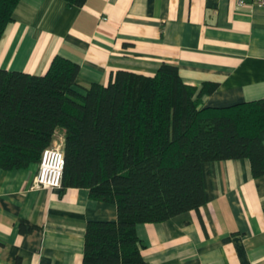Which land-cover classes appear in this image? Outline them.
<instances>
[{"label": "crops", "instance_id": "0c3cea01", "mask_svg": "<svg viewBox=\"0 0 264 264\" xmlns=\"http://www.w3.org/2000/svg\"><path fill=\"white\" fill-rule=\"evenodd\" d=\"M55 54L79 64L80 85L105 84L119 68L154 74L167 61L197 90L217 84L202 105L256 99L264 96V3L18 0L0 36V68L43 74ZM260 137L264 144V130ZM36 168H0V264H82L86 222L116 218V205L82 186H33ZM202 177L198 209L136 224L143 258L264 264V174L253 176L239 157L204 161ZM20 219L34 226L22 231Z\"/></svg>", "mask_w": 264, "mask_h": 264}, {"label": "trees", "instance_id": "16d2710c", "mask_svg": "<svg viewBox=\"0 0 264 264\" xmlns=\"http://www.w3.org/2000/svg\"><path fill=\"white\" fill-rule=\"evenodd\" d=\"M17 2L0 0V36ZM78 70L60 54L43 74L0 68V168L37 163L64 129L61 191L86 187L116 205V218L86 222L82 264H148L136 224L198 209L204 161L247 157L252 175L264 174V96L202 105L217 84L197 90L167 61L154 74L116 69L105 84L80 85Z\"/></svg>", "mask_w": 264, "mask_h": 264}, {"label": "built area", "instance_id": "2783aa9c", "mask_svg": "<svg viewBox=\"0 0 264 264\" xmlns=\"http://www.w3.org/2000/svg\"><path fill=\"white\" fill-rule=\"evenodd\" d=\"M237 4H263L264 0H236ZM62 137H55L53 142L41 150L32 185L37 187L56 188L62 185L64 153L61 147Z\"/></svg>", "mask_w": 264, "mask_h": 264}, {"label": "rangeland", "instance_id": "374dc122", "mask_svg": "<svg viewBox=\"0 0 264 264\" xmlns=\"http://www.w3.org/2000/svg\"><path fill=\"white\" fill-rule=\"evenodd\" d=\"M59 137H61V136H59Z\"/></svg>", "mask_w": 264, "mask_h": 264}]
</instances>
